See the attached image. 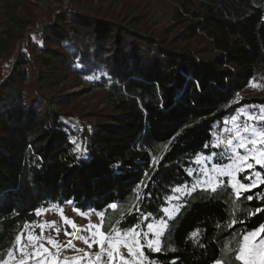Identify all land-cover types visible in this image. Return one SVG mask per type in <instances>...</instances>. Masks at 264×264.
<instances>
[{
    "label": "trees",
    "instance_id": "1",
    "mask_svg": "<svg viewBox=\"0 0 264 264\" xmlns=\"http://www.w3.org/2000/svg\"><path fill=\"white\" fill-rule=\"evenodd\" d=\"M183 12L191 19V37L202 32L211 39L213 56L175 47L125 18L74 5L58 10L69 37L52 23L56 39L76 55L78 72L95 76L94 86L115 110L103 121H84L39 88L36 96L9 90L24 69L0 83L1 254L35 221L37 210L52 203L106 211V232L139 224L143 233L148 223L165 218L174 189L192 180L199 153L216 152L219 164L229 160L214 147L225 122L239 108L264 107V90L238 97L264 75V0H182ZM71 115L78 124L66 120ZM205 189L183 198L161 237V252L144 247L151 264H239L234 256L243 234L264 224V211L249 215L264 208V184L239 200L228 183L215 192ZM113 203L119 209L109 220ZM232 219L237 222L228 227Z\"/></svg>",
    "mask_w": 264,
    "mask_h": 264
},
{
    "label": "rangeland",
    "instance_id": "2",
    "mask_svg": "<svg viewBox=\"0 0 264 264\" xmlns=\"http://www.w3.org/2000/svg\"><path fill=\"white\" fill-rule=\"evenodd\" d=\"M181 1L86 0L80 2L74 0L71 2V0H0V83L11 79L15 70L24 69L23 79L20 81L13 80V84H10L13 88L8 87L9 90L17 87L24 95L36 96L35 93L37 88H39L51 100L61 103L69 113L81 117L84 121L92 123L103 121L107 116L113 115L115 110L107 100L106 93L94 86L95 76L78 72L80 63L76 61V55L68 54L67 51H64L63 49L66 46L62 44L63 42L61 43L62 40L56 39L51 27L52 23L61 26V30L65 33L68 32L69 27L66 24V20H63L65 17L58 14V10H62L69 5H74L87 12L105 14L114 18H125L126 21H132L135 25L148 32L156 35H165L167 41L175 47L192 50L202 58L213 56L217 51L212 47L211 39L207 35L199 32L196 36L191 37L190 30L187 29V25L191 22V19H186L189 16L184 12L183 16L178 13L181 12ZM66 34V38L69 37V34ZM76 42L82 47L78 40ZM66 45L69 46L68 48L74 46L72 41L70 43L67 42ZM88 77L91 78L89 79ZM263 90L264 75H258L253 80L249 89L246 92L240 93L238 97L249 98L259 94ZM241 109L245 112L259 113L261 106L253 105L237 109L235 114L228 118V123H226L216 138L215 144L218 139L226 141L232 135V117L239 116L238 123L244 124L245 117L240 115L239 110ZM66 120L69 123L78 124V119L74 118L73 115L67 116ZM248 123L251 122L249 121ZM260 123L257 122V127L262 129ZM224 129H228L229 131H224ZM234 143L236 142L234 141ZM218 148L222 155L224 154L226 157L232 155L225 148L224 144H221ZM238 151L244 154L243 149H238ZM211 155L212 153H199L193 159L189 171L192 180L177 186L181 191L178 193L173 191L170 196L179 197V199H170L169 197L166 207L170 211L174 208L173 219L179 213L182 200L188 194V190L198 180H202L205 183L197 185L195 190L210 189L213 177L223 182L220 186L216 187V190L226 183L231 185L230 177L218 176L213 170V165L217 164L215 158L218 154L203 164L196 163L198 157L203 160L204 157ZM229 163H231L230 160L221 165ZM260 167V165H255L247 173H237V179L241 182H248L244 178L241 179L240 175L243 174L244 177L245 175H251L252 180L259 185L261 177H257L255 173L260 172ZM205 171L207 174H205ZM242 193L244 192L242 191ZM115 209H119V206L117 205ZM115 209H112L111 214H109V220H112ZM37 212L40 214L37 215L35 221L26 225L20 233L23 234L22 243L26 245L25 252H30L32 245L37 243V241L29 243L27 236L29 234L40 236V240L44 243V246L49 249L50 255L46 254L49 264L53 257L59 261L67 260L69 264H72L73 258L82 257L83 259H81L80 264H88L89 256L86 253H91L94 259V255L100 252L99 244L92 243L93 240L99 239L98 232L104 231L105 233H109L113 229L120 230L113 228L106 232L103 229L107 215L106 211L94 209L81 211L76 209L72 202L63 206L52 203L48 207L39 208ZM100 213L104 214L103 217H101ZM65 218L73 221L77 225V228H73L71 224L65 223ZM163 219L167 221L168 226L169 222L173 220H169L166 214ZM159 221L151 223L158 225ZM52 222H55L54 225ZM42 224L45 227L41 234L39 225ZM89 225H102V227L99 229H89ZM57 229H59V232H57ZM136 231L141 232L138 228ZM94 232L97 235L94 236ZM145 232H148L147 228ZM66 233L71 235H66ZM121 233L123 234L124 232L121 231ZM152 238L153 234L148 233V239ZM49 239L57 241V244H49L47 242ZM85 239L89 243H92L91 247L84 242ZM69 241H71V245H69ZM141 243H145L143 238L141 239ZM17 247L15 239L10 249L4 254L0 253V260H7L8 252L13 251L15 259L10 260L9 264H18V261L21 259V253L15 251ZM105 248H108L107 241L105 242ZM121 251L125 256L128 255L125 248H121ZM102 259L104 264H107L108 257L106 254ZM25 264H37V261L29 259Z\"/></svg>",
    "mask_w": 264,
    "mask_h": 264
},
{
    "label": "snow or ice",
    "instance_id": "3",
    "mask_svg": "<svg viewBox=\"0 0 264 264\" xmlns=\"http://www.w3.org/2000/svg\"><path fill=\"white\" fill-rule=\"evenodd\" d=\"M89 79L91 77H88ZM255 86V85H253ZM240 115L245 117L244 124H239L238 121L240 119L239 116L232 117L233 121V131L232 135L226 140H217V143L214 147H220L221 144H224L225 148L229 150L232 155L227 157L231 163L226 165H221L219 163L213 165V170L218 174V176H227L231 178V188L234 190L235 197L239 200L241 196V192H251L253 188L257 187V183L252 180L251 175H245L244 179L248 182H241L237 179V173L245 172L253 169L255 165H260L264 168V130L257 127V122H264V107H261L259 113L255 112H245L243 109L239 110ZM251 123H248V122ZM225 123H228L227 121ZM224 131H229L228 129H224ZM234 141L236 143H234ZM72 143L75 145L74 151L80 152L81 145L76 143L75 139L72 140ZM208 147V145H205ZM238 149H243L244 154H241ZM217 153L213 152L211 156H206L203 158H197L196 163L203 164L207 160H211L213 156H216ZM155 159V158H154ZM252 161V162H250ZM254 162V163H253ZM205 174L207 172L205 171ZM255 175L259 177L261 175L260 172H256ZM205 183L202 180H198L193 184L192 188L188 190V194L191 191L196 189V186L199 184ZM223 182L216 180L215 177L212 178V185L210 186V190L212 192L216 191V187L220 186ZM259 183L264 184V179H261ZM208 190V189H205ZM181 189L177 187L174 189V192L178 193ZM170 199H179V197H170ZM246 200H252L253 196L249 195L245 197ZM117 205L115 203L110 205V208L115 209ZM168 217L169 220L173 219V211H170L168 207L163 208L162 210ZM264 211V208L256 209L255 212L250 213L249 215H255L256 212ZM40 213L37 212V215ZM101 217H103V213H100ZM151 215V213L147 214ZM144 219H147V216H144ZM236 220L232 219L229 223L228 227H233L236 224ZM53 225L55 222H52ZM65 223L71 224L73 228H77V225L73 222L65 218ZM243 223V221H241ZM41 229V234L43 233V229L45 225H39ZM102 225H89V229H99ZM140 225H134L132 228L127 229L123 234L120 230L113 229L109 233H105L104 231H99L98 240H93L92 243H98L100 247V252L94 255V259L92 258L91 253H86L89 256L88 264H104L102 257L106 254L108 257L107 264H151L150 261L147 260V257L144 254V247L146 246L149 250L154 252L162 251V241L160 237L164 235V231L168 228V223L166 220L161 219L157 224L148 223L147 229L148 232H138L136 231ZM59 232V229H57ZM148 233L153 234L152 239H148ZM66 235H71L66 233ZM93 235H97V233H93ZM197 235V233H193V236ZM22 236L20 234L16 237V242L18 247L15 251H19L21 253V259L18 261V264H25V262L29 259H34L37 261V264H49V261L46 259V254H49V249L44 246V243L40 240V236L31 235L27 236V241L29 243L33 241H37V243L32 245V250L30 252H25V247L22 243ZM144 239L145 243H141V239ZM108 243V248H105V242ZM49 244H57V241L49 239L47 241ZM89 247L92 246V243H89L87 239L84 240ZM69 245H71V241H69ZM121 248H125L127 250V256L121 251ZM175 251V249H171ZM131 257V259H129ZM14 252H8L7 260H0V264H9L10 260H14ZM82 257H76L72 259V264H80ZM234 260L238 261L239 264H264V224L259 225L256 229L245 232L242 237V242L240 246L235 252ZM50 264H69L67 260L59 261L55 257H53L50 261ZM175 264V262H173ZM213 264H231L230 261L226 262L223 259H215Z\"/></svg>",
    "mask_w": 264,
    "mask_h": 264
}]
</instances>
